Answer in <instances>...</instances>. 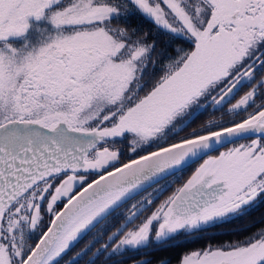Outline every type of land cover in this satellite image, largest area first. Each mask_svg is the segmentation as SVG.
Here are the masks:
<instances>
[{"label": "snow or ice", "instance_id": "obj_1", "mask_svg": "<svg viewBox=\"0 0 264 264\" xmlns=\"http://www.w3.org/2000/svg\"><path fill=\"white\" fill-rule=\"evenodd\" d=\"M259 207L264 0H0V264H264L193 247Z\"/></svg>", "mask_w": 264, "mask_h": 264}, {"label": "flooded vegetation", "instance_id": "obj_2", "mask_svg": "<svg viewBox=\"0 0 264 264\" xmlns=\"http://www.w3.org/2000/svg\"><path fill=\"white\" fill-rule=\"evenodd\" d=\"M221 116V113H216L215 118H219ZM208 117V118H207ZM206 118H204V120L206 121L209 118H213L210 116H207ZM149 191H152V189H149ZM143 196H146L147 193H143ZM167 195V193L165 194ZM142 197H137V199H141ZM163 198V197H162ZM135 200L129 201V204L126 206V208L123 210L124 214L127 215V209L131 207L132 203H135ZM158 203V202H157ZM262 216H264V207H259L256 208L252 211V214L250 216L244 217L243 219H239L230 223H226L224 225L219 226L216 229H213L209 234L208 237L204 240L201 241L200 244L198 245H193V247H200L203 246L204 243L206 242H212L215 244H220L223 242H227L229 240H237L240 238H243L245 235L250 234V232H255L257 231L261 225L260 224H256L254 225L251 229L250 232H235L236 229H240L242 227H244L245 225H247L249 223V221L252 220H259ZM120 223H123V221L121 220ZM137 223H139V221H137ZM112 231H115V228H112ZM109 235L111 234V232L108 233ZM213 237H215V239H212ZM107 240L106 236H103L101 239V243H104ZM82 246V245H81ZM100 245L97 244V247H99ZM181 250H170L168 252V255L170 257L173 258V264H175L176 258L178 257L179 253Z\"/></svg>", "mask_w": 264, "mask_h": 264}, {"label": "rangeland", "instance_id": "obj_3", "mask_svg": "<svg viewBox=\"0 0 264 264\" xmlns=\"http://www.w3.org/2000/svg\"><path fill=\"white\" fill-rule=\"evenodd\" d=\"M206 118V117H205ZM208 118V117H207ZM217 118V117H216ZM197 126H199V125H197Z\"/></svg>", "mask_w": 264, "mask_h": 264}]
</instances>
